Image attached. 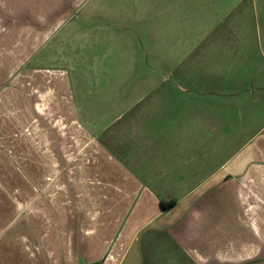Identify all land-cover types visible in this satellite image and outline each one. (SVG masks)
<instances>
[{"label": "crops", "instance_id": "crops-1", "mask_svg": "<svg viewBox=\"0 0 264 264\" xmlns=\"http://www.w3.org/2000/svg\"><path fill=\"white\" fill-rule=\"evenodd\" d=\"M199 1L0 0V264H264L260 39Z\"/></svg>", "mask_w": 264, "mask_h": 264}, {"label": "rangeland", "instance_id": "rangeland-1", "mask_svg": "<svg viewBox=\"0 0 264 264\" xmlns=\"http://www.w3.org/2000/svg\"><path fill=\"white\" fill-rule=\"evenodd\" d=\"M186 1L189 2L190 6H192V5L195 6L196 2H200L199 3V7H201L200 9L204 8V4L199 0H186ZM212 1L215 2V4H216V8L218 10V15L223 14L225 10H229L231 8H234L233 10L235 11L236 14H233L232 20L235 22L241 21V22H246V24H249L248 29H250V33L254 37H258L260 39V45H258L259 46L258 56L259 55L261 56L262 79H263L264 78V0H245V1L250 2L251 7H247L245 5L241 7L240 5H242V4L234 7V5L237 4V2L239 0H212ZM125 3L126 2H124V4ZM155 4L156 5L154 7H152V9H150L151 7H147V10L150 9L148 12H144V13L141 12L140 15H138V20H137L138 26L141 29H137V30L141 34L138 37V40L136 37L134 38V42H136L138 44L139 52H140L139 53V61L137 64V68L140 69V72H144L141 69H146V67L152 68L151 54L155 55V57H154L155 61L153 63L154 67H158V68H161L163 65V62H162V59L164 56L163 52L170 54L171 55L170 58L172 60H176L179 56H181L183 54V52L181 53L180 49L178 50V52H175V49H173L172 45H169L170 41H166V40L162 41L161 40L162 35H165V37H163V38H169L166 36L172 37L174 35V34H171L173 29L166 31L165 33L162 29H160V25L162 24V22H167V19L169 17H172L171 22H173L175 19L178 18V15L172 14L170 16H167L168 15L167 11L169 10V8L168 9L164 8V4L161 7H158L160 5V2H156ZM246 4H249V3H246ZM177 5L178 4L176 2L174 7L176 8ZM244 8H248V11L245 9V13L243 16L245 18L240 19V17H242V16H239V15L241 14V10H243ZM129 10H130V8H126V7L122 9V11H124L125 14H127V12H129ZM194 11H195V9H193L192 7L186 8V12H188V14L191 17L194 16V14H195ZM169 12L172 13V10H170ZM182 13L183 12H181L179 16H181ZM128 14H130V13H128ZM207 15L208 14H203L202 12H200V14L198 13V16L200 19H202V18L205 19V16H207ZM210 15L213 17V20L216 19V21H219L218 18H216V15H214V14H210ZM182 16H183V14H182ZM184 17H185V20H190L187 16H184ZM134 18H136V16H133V19ZM237 18H239V20ZM242 20H244V21H242ZM144 29H146V30H144ZM139 30H141V31H139ZM181 35H183V31H181ZM144 37L146 38V40H149V39L152 40V47L151 48H149L150 46H149L148 42L145 41ZM257 42L259 43V40ZM258 46H257V49H258ZM145 48H149L147 53H145ZM147 61L151 62V66L145 64ZM168 61L165 62V65L168 64ZM255 64L258 66V63H255ZM119 65H120V63H113V65H112L113 70L119 71V69H120ZM85 69H87L88 72L91 71V68L88 66H86ZM258 69H259V67H257V68L251 67V70H252L251 71V70L245 68V69H242L240 71V73L249 76V75L255 74L256 71H258ZM92 71L90 72V74L92 75V78L89 79L88 81H89V85L91 83V85L94 86L95 79H94V75L92 74ZM111 74L113 76L115 75L114 72H110L108 74V76L110 77ZM234 75H237V71H235ZM99 79H100V75L98 77V80ZM101 80H103V81L100 82L101 83L100 85H102L104 82H106V79L101 78ZM236 84L238 86H242V81H238V83H236ZM105 86H107V83L105 84ZM94 93H95V91H94ZM95 101H99L97 95H94L92 98H91V96L90 97L88 96L87 106H89V107L94 106V109L99 108L100 104L95 106L94 105ZM237 144L238 143L236 142L235 146ZM134 254H136V253H134ZM134 254L131 255L127 264H134Z\"/></svg>", "mask_w": 264, "mask_h": 264}, {"label": "trees", "instance_id": "trees-1", "mask_svg": "<svg viewBox=\"0 0 264 264\" xmlns=\"http://www.w3.org/2000/svg\"><path fill=\"white\" fill-rule=\"evenodd\" d=\"M174 203H175V201H170V203H168V206H172ZM162 206L166 207L167 204L162 201Z\"/></svg>", "mask_w": 264, "mask_h": 264}]
</instances>
